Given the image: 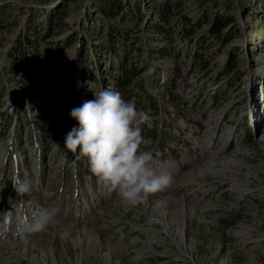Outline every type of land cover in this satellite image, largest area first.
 <instances>
[{
    "label": "rangeland",
    "instance_id": "374dc122",
    "mask_svg": "<svg viewBox=\"0 0 264 264\" xmlns=\"http://www.w3.org/2000/svg\"><path fill=\"white\" fill-rule=\"evenodd\" d=\"M111 1L126 17H105L108 0H0V264H264V0ZM216 14L233 20L223 42L208 37ZM102 89L152 118L142 148L173 182L148 206H122L64 146L71 109ZM41 207L60 223L16 237Z\"/></svg>",
    "mask_w": 264,
    "mask_h": 264
},
{
    "label": "clouds",
    "instance_id": "9594fccd",
    "mask_svg": "<svg viewBox=\"0 0 264 264\" xmlns=\"http://www.w3.org/2000/svg\"><path fill=\"white\" fill-rule=\"evenodd\" d=\"M70 117L78 126L66 135V150L76 159L85 158L91 175L109 192H114L122 206H148L170 188L171 174L158 172L153 151L142 148L150 143L142 135V129L151 116L138 110L133 101H126L121 92L107 89L94 92V99L71 109ZM12 185L20 196L31 191L30 183L19 177L13 179ZM168 199L167 196L155 199L153 207H165ZM18 204L19 201L13 211ZM59 223L53 211L36 208L30 216L18 217L13 234L27 240ZM9 227L6 222L0 223V239L8 235Z\"/></svg>",
    "mask_w": 264,
    "mask_h": 264
},
{
    "label": "trees",
    "instance_id": "16d2710c",
    "mask_svg": "<svg viewBox=\"0 0 264 264\" xmlns=\"http://www.w3.org/2000/svg\"><path fill=\"white\" fill-rule=\"evenodd\" d=\"M126 4H127V6L129 5V3H126ZM169 7L170 6H164L163 7V5L158 7L159 16L162 17V20H164L165 22H167L165 19L166 16L170 15V13H171V10L169 11V9H170ZM101 11L103 12V15L105 17H107L108 19H116V18H118V16L119 17H121V16L126 17L125 5H122L120 3H117V2L111 1V0H108L107 7L102 8ZM130 13H131V15H129V18H131L132 16H134L136 14V12L132 11V10L130 12H128V14H130ZM178 16H180V14ZM180 19L184 20V22L187 26V28L183 29L184 30V36L189 37L195 26H194V24L191 25L185 16H181ZM129 22H131V21L129 20ZM232 23H233V20L229 17H226L225 15H217V14L214 15L212 17L211 21L207 22V24H208V37L213 38L214 40H217V41L220 40L219 42H221V41L223 42V40H225V37H227L232 32L233 29L230 28L226 34H223L222 32L224 29L227 28V26H229ZM154 28H156L155 33L156 32L160 33L161 31L162 32L164 31L160 25L155 26ZM223 37H224V39H223ZM121 38H122V35H121ZM119 41L121 42L123 40L119 39ZM201 41L203 44L205 43V42H203V37H201L200 42ZM20 42H21L19 45V53L20 54L18 56V61H16V62L18 64L17 66L24 68L25 66H29V64H30V59H27L25 54H24V47H26V45L30 43V40H28V39L26 40L25 37H23L22 41H20ZM235 62H236V54L230 53L227 61L224 63V66H223L224 72H228V74L234 72V69L236 68ZM14 71H17V69H14ZM123 75H124V77L122 78L123 79L122 83H126L127 80H129V78H131L132 71H126L125 70L124 73L122 74V76Z\"/></svg>",
    "mask_w": 264,
    "mask_h": 264
}]
</instances>
